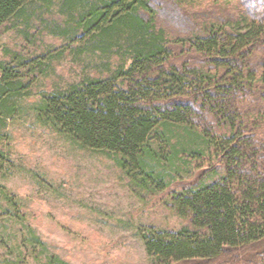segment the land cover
I'll list each match as a JSON object with an SVG mask.
<instances>
[{"label": "trees", "instance_id": "16d2710c", "mask_svg": "<svg viewBox=\"0 0 264 264\" xmlns=\"http://www.w3.org/2000/svg\"><path fill=\"white\" fill-rule=\"evenodd\" d=\"M205 2L0 0V32L62 41L34 56L5 50L0 165L8 127L38 95L37 122L111 157L136 191L168 193L186 225L142 232L155 264H264V0ZM66 53L95 74L36 93ZM0 198L18 213L2 186Z\"/></svg>", "mask_w": 264, "mask_h": 264}, {"label": "rangeland", "instance_id": "374dc122", "mask_svg": "<svg viewBox=\"0 0 264 264\" xmlns=\"http://www.w3.org/2000/svg\"><path fill=\"white\" fill-rule=\"evenodd\" d=\"M213 1L206 0L205 9ZM41 26L34 24L30 34L43 30ZM20 32L11 25L1 30L0 60L6 49L34 56L61 46L62 41L47 34L28 41ZM87 74H95L91 66L66 53L36 93L77 83ZM38 99L24 100V110L7 130L10 149L0 165V186L18 213L0 198L7 208L0 230V264H45L53 256L69 264H155L142 232L186 225L170 209L168 193L136 191L111 157L82 148L37 122L33 105ZM200 174L197 170L191 177ZM31 235L36 256L24 245Z\"/></svg>", "mask_w": 264, "mask_h": 264}]
</instances>
